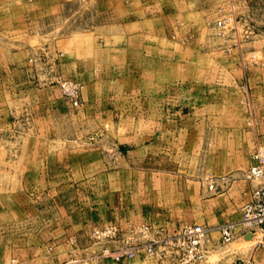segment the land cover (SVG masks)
Returning <instances> with one entry per match:
<instances>
[{"label": "rangeland", "instance_id": "1", "mask_svg": "<svg viewBox=\"0 0 264 264\" xmlns=\"http://www.w3.org/2000/svg\"><path fill=\"white\" fill-rule=\"evenodd\" d=\"M263 154L264 0H0V264H264L219 230Z\"/></svg>", "mask_w": 264, "mask_h": 264}, {"label": "built area", "instance_id": "2", "mask_svg": "<svg viewBox=\"0 0 264 264\" xmlns=\"http://www.w3.org/2000/svg\"><path fill=\"white\" fill-rule=\"evenodd\" d=\"M258 164L252 168L249 179H260L261 187L255 189L250 200L244 205L243 216L240 223H229L219 228L222 242L224 244L232 243L240 234L244 237L251 236L255 239L259 237L264 245V154L257 157ZM239 226L242 228L239 229ZM151 226H142L138 229L139 235L145 239L141 245L126 247L112 252L106 250L107 256L116 261L123 259H134L143 251L146 254L154 255L158 251V243L149 241L148 236L151 232ZM115 228L105 232L97 231L98 239H107L115 235ZM209 233L210 230L201 225H186L184 229L170 239V246L179 256H182L184 264H211L209 255Z\"/></svg>", "mask_w": 264, "mask_h": 264}, {"label": "water", "instance_id": "3", "mask_svg": "<svg viewBox=\"0 0 264 264\" xmlns=\"http://www.w3.org/2000/svg\"><path fill=\"white\" fill-rule=\"evenodd\" d=\"M247 238H251V236H248Z\"/></svg>", "mask_w": 264, "mask_h": 264}, {"label": "bare ground", "instance_id": "4", "mask_svg": "<svg viewBox=\"0 0 264 264\" xmlns=\"http://www.w3.org/2000/svg\"><path fill=\"white\" fill-rule=\"evenodd\" d=\"M253 239V238H252Z\"/></svg>", "mask_w": 264, "mask_h": 264}]
</instances>
